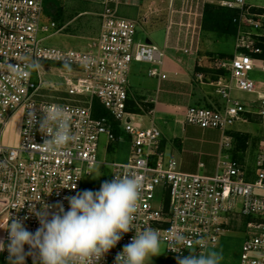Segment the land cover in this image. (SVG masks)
Returning a JSON list of instances; mask_svg holds the SVG:
<instances>
[{
    "label": "built area",
    "instance_id": "2783aa9c",
    "mask_svg": "<svg viewBox=\"0 0 264 264\" xmlns=\"http://www.w3.org/2000/svg\"><path fill=\"white\" fill-rule=\"evenodd\" d=\"M206 2L183 0L181 7L175 10L177 16L172 25L176 27L177 40L183 42L177 48L184 53L197 48ZM117 3L118 0H105L98 35L87 48L77 49L44 43L45 36L40 33L55 28L51 35L60 27L54 20L44 18L43 0H0V211L4 214L3 228L8 226L10 216L18 219L28 216L24 227L34 233L39 222L28 212L27 201L41 197L44 203L54 205L64 196L82 191L83 179L97 164H108L109 180L114 175L136 174L143 178L134 227L159 229L165 250L170 230H178L187 237L185 248L180 253L166 250L169 255L186 256L189 249L205 252L227 230L228 214H243L250 219L246 222L240 264H264V149L257 152L253 169L228 155H219L214 174L180 170L177 160L162 151L160 128L152 119L145 122L144 115L152 114L153 109L136 112L128 105L132 62L149 63L148 74L163 78L166 76L163 68L166 48L137 40L139 21L118 15ZM219 4L236 9L232 21L237 25L235 54L213 60L216 68L227 71L225 77L213 81L223 98V106H188L184 121L219 129L221 150H227L232 146L229 131L235 122L245 121L248 113L264 120V89L258 88L249 74L253 70L264 71V59L250 54L261 51L254 43L264 36V15L252 12L246 0H219ZM253 27L258 32L253 33ZM37 57L41 67H30ZM54 63L70 64V68L57 74L62 78L61 85L44 79L48 73L46 68ZM232 87L246 94L256 93V97L248 100L232 95ZM94 101L107 115H94ZM56 105L62 106L67 114L76 139L61 152L46 154L35 145H42L48 137L38 131V124L29 127L28 113L35 111L39 118L42 116L39 106ZM13 118L20 119L16 144L3 141ZM122 139L131 143L128 161L99 160L103 140L106 151L112 142ZM202 165L199 162V166ZM75 184L76 188L71 189ZM50 192L52 194L47 195ZM32 203L39 209V203ZM63 203L67 211L69 205L66 200ZM134 235V230L124 234L100 264H115L116 254ZM2 239L8 243L5 229ZM24 248L25 252L29 250L28 245ZM27 262L33 263L31 256L26 257Z\"/></svg>",
    "mask_w": 264,
    "mask_h": 264
},
{
    "label": "crops",
    "instance_id": "0c3cea01",
    "mask_svg": "<svg viewBox=\"0 0 264 264\" xmlns=\"http://www.w3.org/2000/svg\"><path fill=\"white\" fill-rule=\"evenodd\" d=\"M43 1L44 12L60 15L61 24L58 32L61 30L71 32V30L78 29L77 31L82 35L81 37L87 41L85 48L98 35L101 24L100 13L105 5V0ZM182 1L118 0L116 4L118 15L131 19L140 17V26L138 25V27L143 30V38L137 32L136 39L160 44L166 48L167 52L163 66L166 76L163 78L152 76L154 79L147 86L142 84L139 79L134 82V85L130 84L128 105L131 109V104H133L136 112L153 109L152 114L144 115L145 122L152 119L160 128L162 132V151L165 155L177 160L180 170L208 175L214 174L217 170L216 162L219 155L221 157L228 155L248 166V169H252L249 165H251L252 160L254 162L257 152L264 149V120L257 115L245 114V121H237L231 126L229 134L232 137V146L227 150H221L220 139L222 134L219 129L213 127L203 128L184 121V114L188 106L199 105L215 108L223 106V98L217 92L213 81L220 76L225 77L227 71L216 68L213 60L214 57L227 58L235 54L237 30L235 34L228 35L234 39V52L230 55L226 51L214 48L216 43H221L223 37L227 36L204 30L203 26L196 50L184 53L177 48V46L183 45V42L177 40L176 27L172 25V21L177 16L175 10L181 7ZM246 1L252 12L264 15V6ZM208 2L219 4V0H207L206 3ZM82 16L85 19L79 27L70 28V24ZM47 17L50 18L49 15ZM55 22L58 25L59 22ZM158 31H162L159 44L152 36L157 35ZM131 71L132 67L130 73ZM255 81L258 88L264 89V79ZM231 94L247 99V94L235 87L231 88ZM248 95H251V97L253 95L252 99L256 97V93ZM150 99H153V101L151 102ZM149 116L151 117L149 118ZM254 121L258 126H253ZM235 132L246 134V140L244 142L237 141L233 136ZM199 162H202L203 165L199 166ZM227 230L221 236L225 235Z\"/></svg>",
    "mask_w": 264,
    "mask_h": 264
},
{
    "label": "clouds",
    "instance_id": "9594fccd",
    "mask_svg": "<svg viewBox=\"0 0 264 264\" xmlns=\"http://www.w3.org/2000/svg\"><path fill=\"white\" fill-rule=\"evenodd\" d=\"M30 67H41L39 57ZM64 67L70 68V64L65 63ZM39 107L42 116L38 118L35 111H30L27 123L29 127L38 124V131L48 138L35 147L46 154L59 153L76 139L67 114L59 105ZM98 177L92 176L93 179ZM142 186L143 178L139 175H114L112 180L103 181L99 190L78 191L54 205L44 203L41 197L27 201L28 212L36 217L39 227L34 233L30 232L24 227L28 216L23 219L10 216L8 226L0 227L8 232L7 244L0 239V252L7 250V264H26L29 256L33 264H100L123 235L134 230L130 242L116 254L115 264H151V258L161 254L165 241L159 229L134 227ZM75 188L76 184L71 187ZM65 200L69 205L67 211ZM33 201L39 203V209ZM186 242L187 237L182 232L170 230L166 250L180 253ZM25 245L29 246L27 252ZM189 251L188 256L177 255L176 264H221L224 259L223 254L215 250Z\"/></svg>",
    "mask_w": 264,
    "mask_h": 264
},
{
    "label": "rangeland",
    "instance_id": "374dc122",
    "mask_svg": "<svg viewBox=\"0 0 264 264\" xmlns=\"http://www.w3.org/2000/svg\"><path fill=\"white\" fill-rule=\"evenodd\" d=\"M47 1V0H46ZM45 1V8H46ZM253 2L254 4H258L259 6H264V0H248ZM45 10V9H44ZM54 21H58V26L61 24L60 15L57 13H48L47 11L44 13V18H48V15ZM85 19V17H78L74 22L70 24V28H78L81 22ZM140 22V17L137 19ZM140 26V24H139ZM56 29L53 28L48 32H41L40 36H45L44 43L49 46H55L60 48H77L82 49L87 46V41L82 38L81 34L77 30H71V32H66V30H61L60 32H55L49 35L51 32H54ZM253 33L258 32V29L251 28ZM138 35L143 38V30L142 28H137ZM155 38L156 42L159 44V39L162 37V31H158L157 35H152ZM223 37L221 43H216L214 45L215 49H220L229 53L234 52V39L232 36ZM210 37V36H209ZM210 40L212 38H209ZM256 41H259L257 39ZM255 41V42H256ZM160 45V44H159ZM255 45V43H254ZM160 47H162L160 45ZM228 56V55H226ZM229 58V57H227ZM50 67L46 68L48 72L45 75L44 79L49 82L52 81L56 84L61 85V77L57 75L60 71H65V67L60 64H49ZM132 71L129 75L130 84L134 85V82H137L138 79L142 81L144 85H150L152 76L148 74V69L151 65L147 62H132L131 64ZM54 72L55 74H53ZM250 77L255 80L264 79V72L259 70L250 71ZM147 94V93H144ZM150 97V96H148ZM253 97V95H252ZM251 95H246L248 100L252 99ZM151 116H149L150 118ZM261 119V118H260ZM255 120V119H254ZM257 122V121H256ZM253 126H258L255 124V121L252 123ZM18 126V127H17ZM8 131H6L5 136L3 137V141L11 144H16L19 131H20V119L13 118L11 124L9 125ZM131 154V143L128 139L116 140L111 143V146L108 150L104 149V140L100 146V150L98 153V158L101 161L106 162H126ZM253 163V164H252ZM251 165L249 167L254 168V162L252 160ZM248 168V166H246ZM111 174V168L108 164H97L91 171V174L85 176L82 182V191L86 189L91 190H99L100 185L103 181L109 180ZM92 176H99L97 179H93ZM229 216V224L226 226L228 228L225 235L220 236L218 242L214 246H208L205 250H215L219 251L223 254V261L221 264H240V255L242 244L245 239L247 230H246V222L250 219V216H246L243 214L233 215L232 213L228 214ZM235 216L236 218L231 220V218ZM4 226V214L0 211V227ZM2 231L3 228H0V239H2ZM190 254V253H189ZM188 254V255H189ZM186 255V256H188ZM176 256L169 255L165 250V244L161 248V254L158 256H153L151 258V264H176Z\"/></svg>",
    "mask_w": 264,
    "mask_h": 264
},
{
    "label": "trees",
    "instance_id": "16d2710c",
    "mask_svg": "<svg viewBox=\"0 0 264 264\" xmlns=\"http://www.w3.org/2000/svg\"><path fill=\"white\" fill-rule=\"evenodd\" d=\"M236 14V9L228 8L216 3H206L203 11L202 26L204 30L215 32L219 35H233L236 33V24L232 21ZM255 46L260 48V52H250V54L257 58L264 59V36L259 37V41L255 42ZM248 52V51H247ZM232 56V55H231ZM98 102L94 101V115H107L106 110L98 106ZM134 105L131 104V109L134 110ZM118 134V130L115 131ZM234 138L239 142H244L247 138L246 134L235 132ZM8 252L5 250L1 252L0 264H7ZM26 264H33L27 262Z\"/></svg>",
    "mask_w": 264,
    "mask_h": 264
}]
</instances>
